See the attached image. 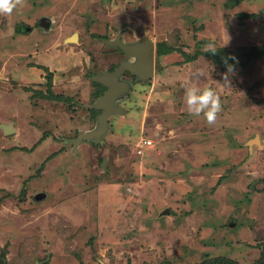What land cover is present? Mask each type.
<instances>
[{"label": "rangeland", "instance_id": "obj_1", "mask_svg": "<svg viewBox=\"0 0 264 264\" xmlns=\"http://www.w3.org/2000/svg\"><path fill=\"white\" fill-rule=\"evenodd\" d=\"M119 34L154 41V76L125 73V112L110 117L102 141L80 140L97 127L86 107L100 90L91 77L133 60L103 41ZM162 42L175 51L158 57ZM201 42L234 51L230 88L222 86L227 69L208 57L185 61ZM256 45H264V0H25L0 14L2 262L257 264L264 57L248 58ZM40 65L64 99L46 97ZM191 83L219 94L214 124L189 114Z\"/></svg>", "mask_w": 264, "mask_h": 264}, {"label": "water", "instance_id": "obj_2", "mask_svg": "<svg viewBox=\"0 0 264 264\" xmlns=\"http://www.w3.org/2000/svg\"><path fill=\"white\" fill-rule=\"evenodd\" d=\"M78 35L74 34L69 41H76ZM110 45L122 49L123 52L130 55L133 60L122 62L114 71H104L101 74L95 75L93 80L104 85L107 89L105 93L98 97L94 103L87 105L90 110H101L102 113L97 117V127L95 130L84 133L80 140H94L100 142L104 135L110 129L109 119L114 114L124 113L116 103V99L122 97L130 89V84L127 81L121 80V77L126 71L131 72L140 81H147L154 76L155 73V56L156 44L154 41L144 37L136 43H126L122 40V35L119 34L115 39H103ZM6 134L14 132L12 125H3ZM42 261H37L36 264H42Z\"/></svg>", "mask_w": 264, "mask_h": 264}, {"label": "clouds", "instance_id": "obj_3", "mask_svg": "<svg viewBox=\"0 0 264 264\" xmlns=\"http://www.w3.org/2000/svg\"><path fill=\"white\" fill-rule=\"evenodd\" d=\"M25 0H0V14L11 15L17 6H24ZM206 51L215 54L217 49L214 44H209ZM231 59H235L232 57ZM227 71L222 74L224 84L230 88V75H234V65L228 64L227 59L224 61ZM203 75L202 72L195 74V79H199ZM184 99L189 114L200 116L203 114L209 125L214 124L218 114L222 110L221 98L219 94L210 87L201 90L195 83L186 86Z\"/></svg>", "mask_w": 264, "mask_h": 264}, {"label": "trees", "instance_id": "obj_4", "mask_svg": "<svg viewBox=\"0 0 264 264\" xmlns=\"http://www.w3.org/2000/svg\"><path fill=\"white\" fill-rule=\"evenodd\" d=\"M252 16H254V15L253 14H247V13L240 14L241 19H247V18L252 17ZM203 44H204V42H201V44H199V46H202V47H200L194 53V55H190V54L185 53V55H186L185 61L190 62L192 60H196L200 56H206L215 64L220 65L223 69H226V65L224 63V61L226 59H227L228 64L234 65V69L237 67L238 63H237L236 56H235V53L233 50H230L227 47H221L220 46V47H216L217 52L215 54H212L211 52L206 51V49L203 48V46H204ZM173 51H175L173 47H170L166 43L162 42V43L158 44L157 56L161 57L163 55L170 54ZM232 57H234L235 59H231ZM260 57H264V45H256V46H253L249 49L248 58L252 59V58H260ZM39 67L42 69H45V71L48 72V75H47L48 91H47L46 97L50 98V99H64L65 97L63 95L55 94L53 91V73L49 70L48 67H44L41 65ZM97 85H99V84H97ZM99 87H100V90H99V92H96L95 97L99 96L102 93L103 89L101 88L100 85H99ZM91 112L94 115H96L98 111L93 109V110H91ZM261 256L262 257H261V259H259L257 264H264V251L262 252ZM2 257H5V256L0 257V264H5L4 262H2V260H3ZM203 264H238V262L231 259V258H228V257H219V258L210 259L209 261H206Z\"/></svg>", "mask_w": 264, "mask_h": 264}, {"label": "flooded vegetation", "instance_id": "obj_5", "mask_svg": "<svg viewBox=\"0 0 264 264\" xmlns=\"http://www.w3.org/2000/svg\"><path fill=\"white\" fill-rule=\"evenodd\" d=\"M118 67H119V66H118ZM118 67H117V68H118ZM115 69H116V68H115ZM115 69H111V70H109V71H114ZM125 73H131V72L126 71ZM125 73H124V74H125ZM124 74H123V76H124ZM94 76H95V75H93V76L91 77L92 80H93V77H94ZM123 76H122V77H123ZM93 81H94V80H93ZM94 82H96V81H94ZM96 83L99 84V85H101V87L103 88V90H102V93H101L99 96H97V97L94 99V101H93L92 103H94L95 100H96L98 97L102 96V95L105 93L106 89H107L104 85H102V84H100V83H98V82H96ZM119 99H120L119 97L116 99V103H117V105L120 106V104H119V101H120V100H119ZM92 103H91V104H92ZM120 107H121V106H120ZM121 108H122V107H121ZM122 109H124V108H122ZM92 110H93V109H92ZM95 110L98 111L97 114L95 115V116H96V119H97L98 115L101 114L102 111H101V110H97V109H95ZM124 110H125V109H124ZM94 130H95V129H94Z\"/></svg>", "mask_w": 264, "mask_h": 264}, {"label": "built area", "instance_id": "obj_6", "mask_svg": "<svg viewBox=\"0 0 264 264\" xmlns=\"http://www.w3.org/2000/svg\"><path fill=\"white\" fill-rule=\"evenodd\" d=\"M149 143H151L150 140H146V141L144 142V144H149Z\"/></svg>", "mask_w": 264, "mask_h": 264}, {"label": "bare ground", "instance_id": "obj_7", "mask_svg": "<svg viewBox=\"0 0 264 264\" xmlns=\"http://www.w3.org/2000/svg\"><path fill=\"white\" fill-rule=\"evenodd\" d=\"M78 36L76 38H74V40H77ZM70 39V38H69ZM13 127V126H12Z\"/></svg>", "mask_w": 264, "mask_h": 264}]
</instances>
